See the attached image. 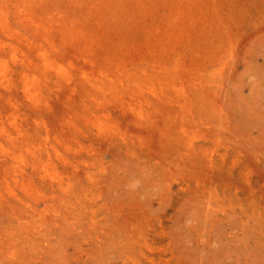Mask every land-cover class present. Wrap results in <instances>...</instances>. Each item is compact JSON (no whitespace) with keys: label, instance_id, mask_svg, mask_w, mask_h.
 Segmentation results:
<instances>
[{"label":"rangeland","instance_id":"obj_1","mask_svg":"<svg viewBox=\"0 0 264 264\" xmlns=\"http://www.w3.org/2000/svg\"><path fill=\"white\" fill-rule=\"evenodd\" d=\"M0 264H264V0H0Z\"/></svg>","mask_w":264,"mask_h":264}]
</instances>
